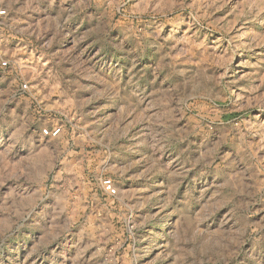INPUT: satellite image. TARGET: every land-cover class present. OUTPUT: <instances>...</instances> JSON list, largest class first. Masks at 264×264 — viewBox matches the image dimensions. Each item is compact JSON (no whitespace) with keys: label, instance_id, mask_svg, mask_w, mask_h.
I'll use <instances>...</instances> for the list:
<instances>
[{"label":"rangeland","instance_id":"rangeland-1","mask_svg":"<svg viewBox=\"0 0 264 264\" xmlns=\"http://www.w3.org/2000/svg\"><path fill=\"white\" fill-rule=\"evenodd\" d=\"M0 8V264H264V0Z\"/></svg>","mask_w":264,"mask_h":264},{"label":"built area","instance_id":"built-area-1","mask_svg":"<svg viewBox=\"0 0 264 264\" xmlns=\"http://www.w3.org/2000/svg\"><path fill=\"white\" fill-rule=\"evenodd\" d=\"M6 14H7L6 9L0 8V18L6 16ZM7 65H8L7 61H3L1 63L2 67H6ZM23 87L26 88L27 85L25 84ZM61 132H62V127L57 124H54L50 127H44L42 129V134L48 137H57L61 134ZM103 187L104 190L110 195H115L117 193V190L111 179H105L103 181Z\"/></svg>","mask_w":264,"mask_h":264}]
</instances>
